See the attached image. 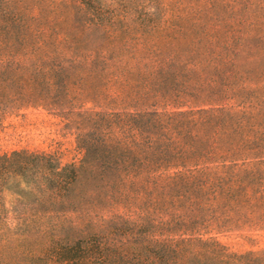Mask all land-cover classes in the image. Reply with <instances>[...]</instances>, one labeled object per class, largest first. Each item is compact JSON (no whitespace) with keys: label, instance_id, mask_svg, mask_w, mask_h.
Here are the masks:
<instances>
[{"label":"trees","instance_id":"16d2710c","mask_svg":"<svg viewBox=\"0 0 264 264\" xmlns=\"http://www.w3.org/2000/svg\"><path fill=\"white\" fill-rule=\"evenodd\" d=\"M36 1L68 8L75 3L89 10L84 24L67 20L50 27L56 35L48 41L50 51L65 47L85 54L86 60L96 53L94 67H101V74L102 68L125 71L121 55L130 53L128 64L137 69L132 83L143 88L141 95L147 98L156 81L170 83V77L161 72H172L177 78L193 67L192 74L188 73L192 87L176 86L173 96L182 99L192 88L196 98L219 92L226 102L210 111L128 113L126 120L114 113L103 114L111 122L110 134L96 136L92 143L82 142L84 155L77 163L60 165L50 154L25 149L1 153L0 230L7 224L22 233L32 224V228L37 225V232L34 237L8 243L0 239V264H264L262 255L230 253L217 240L204 239L191 216L176 212L163 217L155 212L161 195L172 202L170 194L178 191L173 184L179 181L193 187L197 199L215 191L210 184L215 175L196 167L200 162L222 155L223 160L238 155L245 160L264 148V68L258 61L264 53L261 36L251 39L244 32L233 38L230 28L201 23L199 10L179 9L167 18L162 13L160 17L162 9L155 0H118L117 8L103 7L100 0ZM131 3L134 7L130 9ZM131 15L141 28L139 38L129 37ZM9 23L0 28L15 31ZM68 32L100 33L105 41L88 47L87 40ZM154 33L158 36L150 38ZM160 37L163 40L158 41ZM185 37L192 41L195 54L201 51V59L192 55L184 64L186 52L177 45L186 46ZM225 68L229 69L224 76ZM10 79L18 82L14 76ZM31 89L28 95L33 94ZM4 93L0 90V106ZM185 165L195 166L198 175ZM168 168L177 171L162 178L161 171ZM223 194L234 195L229 190ZM8 213H14L13 222ZM68 213L74 217L68 219Z\"/></svg>","mask_w":264,"mask_h":264},{"label":"rangeland","instance_id":"374dc122","mask_svg":"<svg viewBox=\"0 0 264 264\" xmlns=\"http://www.w3.org/2000/svg\"><path fill=\"white\" fill-rule=\"evenodd\" d=\"M100 1L103 2V7L108 4L116 8L118 6V0ZM155 2L160 10L162 9L160 17L162 13L163 17L167 18L170 12L179 9L189 13L199 10L201 23L213 28H230L233 38L249 32L247 36L251 39L260 35L264 41V0ZM68 5L69 8L48 1L0 0V27L6 22L15 26V31L11 29L10 33L0 28V90L5 92L0 106V154L25 149L50 154L60 165L77 163L84 155L83 149L80 148L82 142L92 143L96 136L110 134L111 122L104 116L106 113H114L119 115L117 117L120 120H126L125 114L128 113L174 114L188 110L210 111L219 107L217 103L226 102L219 92L209 98H196L192 88H189V93L182 99L173 96L172 92L176 86L192 87L191 75L188 76V73L192 74L193 67L188 73L185 70L182 76L179 73L177 78L172 72H161V75L170 77V83L168 80L163 83L156 81L147 98L141 95L143 88L132 83L137 69L128 64L130 53L125 55L123 52L121 55L124 57L123 65L127 66L125 71L102 68L101 74V67H94L98 60L96 53H92L90 60H86L82 56L85 54L66 51L65 47H60V52L50 51L52 45L48 41L56 37L50 27L64 25L67 20L78 25L89 20V10L86 6L80 8L75 3ZM130 5V9L134 7L132 3ZM128 22L129 37H141L143 34L136 24L135 17H128ZM189 22L191 20L183 21V25H189ZM120 26L117 24V27ZM192 34L196 35L194 32ZM69 36L87 40L86 42L91 44L88 47L93 48L100 40L105 41L102 34L95 32L82 35H72L70 32ZM157 36V33H154L150 38ZM198 38L196 37V40ZM159 40H163V37ZM186 40L188 41V38ZM188 42L186 46L175 44L186 52L184 64L190 61L192 55L195 60L198 57L201 59V51L198 50V54H195L197 50L192 48V41L189 39ZM191 49L193 50L190 51ZM258 61L264 68V53L259 55ZM227 69L229 68L223 71L224 76L227 75ZM12 76L18 82H13L10 79ZM23 79H28V82ZM19 85H22V88ZM30 87L33 94L28 95ZM223 157L211 156L196 166L205 167L215 175L210 183L211 188L215 190L213 193L197 199L194 192H191L193 187L188 188L177 179L179 185L173 184V189L178 191L170 194L172 202L161 195L157 198L159 204L156 208L158 211L155 212L163 217L168 214V217L174 216L176 212L193 217L196 232L204 239L217 240L227 252L264 256V148L262 151L248 154L245 160L242 155L225 160ZM185 166L189 167L191 174L198 175L195 166ZM175 171L177 169L168 168L161 171V177L168 178L167 176ZM186 174L189 176V173ZM228 190L234 193L232 197H224L223 193ZM182 193L184 196L178 195ZM141 201L145 202L143 197ZM6 207L10 208L9 199L6 200ZM8 214L11 220L15 217L14 213ZM66 217L69 219L74 215L68 213ZM36 227L37 225L32 228L31 224L27 231L16 233V229H9L5 224L0 230L1 242L34 237ZM198 234L195 237H199Z\"/></svg>","mask_w":264,"mask_h":264}]
</instances>
